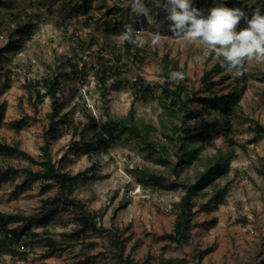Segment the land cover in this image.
Here are the masks:
<instances>
[{"label": "rangeland", "instance_id": "374dc122", "mask_svg": "<svg viewBox=\"0 0 264 264\" xmlns=\"http://www.w3.org/2000/svg\"><path fill=\"white\" fill-rule=\"evenodd\" d=\"M81 1L0 0V47L11 38L18 43L17 48L5 52L2 61L11 74L8 87L2 90L0 85V143L17 147L32 159L0 154V170L40 168L52 108L45 99L34 111L24 84L28 79L56 71L68 75L62 76L58 93L65 103L61 112L66 115L65 124H83L88 118H93L97 125L104 124L111 121L110 116L122 117L132 110L136 119L155 126L149 139L158 150L151 153L143 148V142L116 128L106 149L74 154L69 151L72 142L81 138L68 126H62L61 134L49 139L48 153L62 171L71 175L83 172L88 177L80 180L73 195L87 211L99 213L96 233H89L82 241L62 242L61 235L77 224L75 214L60 207L48 222L34 224L30 229L39 238L55 240L54 249L29 236L28 242L27 237L25 242L0 250V264H121L114 259L106 234L113 230L125 238V253L143 264H258L264 258V133L260 131L264 128V62L248 61L238 77L222 67L219 70V58L211 52L204 56L205 46L199 41L188 42L168 30L170 22L166 19L164 0H145L151 15L144 26H135L132 0H90L85 12L74 8ZM241 1L257 6L264 2ZM213 2L217 4L219 0ZM117 21L131 24L133 40L140 39L143 44L124 39V28L105 29L104 23L112 26ZM26 23L33 24L30 38H18L16 29ZM134 53L138 59L132 57ZM102 59L110 61L111 73L106 74L104 84L98 79ZM167 61L174 63L175 71L185 74L180 81L189 93V100L183 99L187 108L200 109L197 97L209 95L208 81L214 82L212 90L217 95L243 88L233 108L230 132L213 134L212 144L201 150V155L208 157L220 150L228 158L229 168L193 197L195 214L190 238L178 244L165 235L173 230L179 213L177 204L184 190L159 186L142 177L143 172H152L167 185L188 177L194 181L195 173L202 170L200 162H195L185 168L178 180L173 174L174 151L179 142L165 139L161 120L172 119L178 129L183 125L192 127L193 122L170 117L164 108L168 104L161 88L167 80L164 66L169 73L174 71ZM71 65L79 76L73 75ZM205 73L210 76L206 82L202 79ZM137 78L149 86L145 96L130 86ZM118 80L125 87L114 88ZM168 83L173 87L169 79ZM220 116L215 110L207 119ZM18 124L22 125L20 129ZM174 131L175 137L182 134ZM194 142L199 144V138H194ZM159 145H166L167 156ZM166 158V163L156 162ZM23 179V174L18 173L0 182V213L29 216L40 210L43 200L59 194L57 187L43 192L42 183L37 181L23 187ZM223 186L228 188L224 203L213 211L203 209L214 187ZM21 224L11 221L9 227L14 229Z\"/></svg>", "mask_w": 264, "mask_h": 264}, {"label": "trees", "instance_id": "16d2710c", "mask_svg": "<svg viewBox=\"0 0 264 264\" xmlns=\"http://www.w3.org/2000/svg\"><path fill=\"white\" fill-rule=\"evenodd\" d=\"M165 2V0H164ZM90 0H82L79 5H74V8L78 11H84L88 8ZM225 4L229 7H238L243 9L246 14L250 17L253 11L260 7L264 10V2H260L257 6L255 4H245L241 0H219V2L214 3L213 0H194V6L201 9L206 15L208 10L219 4ZM163 13L162 9H160ZM135 26L146 25L147 18L143 15L134 14ZM106 30L118 31L121 28L125 29V25L122 22H114L112 26L109 23H104ZM245 23L242 20L238 25V28L245 27ZM32 23H26L19 26L15 33L18 38L27 37L30 38L32 34ZM2 37V36H1ZM127 48L129 47L128 44ZM17 41L10 39V41L0 47V85L1 89L5 90L8 87V76L11 74V70L6 68L2 61L4 60V54L7 50H13L17 48ZM136 56V57H135ZM133 58L138 59L139 56L136 53L132 54ZM109 60L105 62L103 59L99 61V68L101 75L98 79L104 84L106 74L110 73ZM172 67V71L176 69L172 61H167ZM74 76H79L78 71L74 65H71ZM216 67L220 70L221 65L219 60L216 62ZM170 71L167 70L166 65L164 66V76L167 78L165 82L162 83V93L168 104L164 105V108L170 117H177L180 120L193 122L192 127L189 125H183L181 129H178L177 125L173 124V120H161L162 123V135L168 142L176 143L179 142V147L174 151L176 156V161L173 167V174L175 175V180H178L182 172L186 167L194 165L195 162H200L202 170H198L195 173L194 181H189L191 178L182 180L181 182L174 181L167 185H163L162 177L152 173L143 172L142 177L149 179L152 183L159 186H164L169 189H176L181 187L184 190V194L180 197L177 204L179 208V213L175 219L172 232L165 235L169 241L175 243L187 242L190 238V230L192 228V217L195 214L193 210V197L199 194L204 188L211 186L215 177L225 173L229 168V162L226 155H224L220 150L214 156H203L201 155V150L208 144H212L213 134H228L231 130V117L234 114V106H236L240 100L241 92L243 88L234 89V91L217 95L212 90L214 82L208 81L206 87L208 88L209 95L206 97H197L200 109L187 108L186 102L183 99H188L187 87L183 81L174 82L170 81L173 87L169 86L168 76ZM65 75L61 71H56L47 76L41 77L39 79H28L24 88L26 91L29 103L33 107L34 111L37 110V105L43 103L45 99L49 100L50 106L52 108L51 113L48 115L49 123L48 128L44 133V146L41 148L43 150V161L40 163V168L37 170H32L30 168L14 169L7 167L0 170V182L8 180L11 177L22 173L24 176L23 182L21 183L23 187L25 184L32 182H41V189L43 192L57 187L59 194L55 197L45 199L42 201V206L40 210L29 216H25L19 213H0V250H4L7 247L20 242H25L30 240L29 236H34L37 239L36 242H44L46 246L54 249L56 247V241L52 238H39V235L30 233L31 226L36 224H44L50 219V215L55 213L58 208L62 207L65 211H71L76 216V226L74 229L63 233L61 235V241L67 240V242H77L82 241L84 238L88 237V234L96 233V218L98 217V212H89L85 209L84 204L74 197L73 192L76 186L79 184L80 180L88 178L85 173L79 172L74 175L69 174L61 170V166L57 165L52 161L50 154L48 153V141L50 138H56L61 134L62 126L72 129L73 134H78L81 139L79 142L73 141L69 149L70 152L78 154L81 151L90 152L94 149H106L109 146V141L111 132L116 128H120L122 131L128 134L131 139H136L144 143V149H149L151 153H156L157 148L156 143L151 141L150 133L156 131L155 126L150 122H144L136 119L134 117L133 111L129 110L125 116L122 117H112L111 121L97 125V122L93 118H88L85 123L81 124H65V114H61L62 108L64 107V101L60 100L58 93L61 87V78ZM68 77V75H65ZM210 78L208 73L203 75V81H207ZM3 79V80H2ZM114 88L119 89L125 87V83L122 81H116L113 84ZM131 87H134V92L140 93V96H145L148 93L149 86L143 85L140 78L135 79L134 83H130ZM191 94L194 92L190 91ZM218 110L220 112V117L217 119L208 120L212 112ZM182 121V122H183ZM22 125L18 124L17 129H20ZM182 132V134L175 137V131ZM264 133V128L260 129ZM90 134L88 139H85V135ZM194 138H199V144L194 142ZM81 140V141H80ZM196 145V146H192ZM162 151L167 156L166 145H159ZM0 154L2 155H19L29 160H32L29 155L25 152L19 150L17 147L9 146L0 143ZM63 158H67V155H63ZM166 159H156V162L162 164L166 163ZM90 176H94L91 174ZM141 180H144V179ZM212 196L207 200L206 203L202 205V208L206 211H213L218 209L220 205L224 203V198L227 194V186L214 187ZM11 221H21V225L17 228H10L9 222ZM8 233L11 235L8 236ZM107 238L110 241V248L112 250L113 257L116 261L121 264H143L134 260L129 253H125V243L122 237V233L116 230L107 231ZM134 247H131V250ZM258 264H264V258Z\"/></svg>", "mask_w": 264, "mask_h": 264}, {"label": "clouds", "instance_id": "9594fccd", "mask_svg": "<svg viewBox=\"0 0 264 264\" xmlns=\"http://www.w3.org/2000/svg\"><path fill=\"white\" fill-rule=\"evenodd\" d=\"M131 7L137 15L145 18L151 15L145 0H132ZM164 8L170 22L168 30L175 37L188 42L199 41L205 46L203 55L213 53L221 67L233 76H241L248 61L264 62V10L260 7L250 17L243 9L223 3L210 8L206 15L194 6V0H165ZM242 20L246 26L238 28ZM133 32L131 24L125 25L123 38L142 45V40H133ZM184 75L173 71L168 79L179 82Z\"/></svg>", "mask_w": 264, "mask_h": 264}, {"label": "built area", "instance_id": "2783aa9c", "mask_svg": "<svg viewBox=\"0 0 264 264\" xmlns=\"http://www.w3.org/2000/svg\"><path fill=\"white\" fill-rule=\"evenodd\" d=\"M0 37H1V35H0ZM11 234L10 233H8V236H10Z\"/></svg>", "mask_w": 264, "mask_h": 264}]
</instances>
